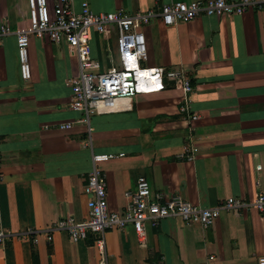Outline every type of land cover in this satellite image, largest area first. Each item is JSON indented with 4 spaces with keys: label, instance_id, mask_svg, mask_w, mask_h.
<instances>
[{
    "label": "crops",
    "instance_id": "obj_1",
    "mask_svg": "<svg viewBox=\"0 0 264 264\" xmlns=\"http://www.w3.org/2000/svg\"><path fill=\"white\" fill-rule=\"evenodd\" d=\"M55 1L46 0L49 10ZM87 1L95 13H133L188 0ZM79 3L70 0L74 11ZM4 23L10 33L0 37V229L9 234L0 264H98L93 233L75 242L64 231L45 236L60 218L86 219L82 187L91 153H122L98 163L110 211H123V192L134 190L138 175L151 190L201 207L264 192V4L240 15L143 26L148 66H181L190 80L189 105L198 114L191 127L177 111L178 90L168 88L131 98L127 110L58 129L81 116L69 106L76 58L64 44L29 37L30 78L22 80L14 31L27 24L26 0H0ZM101 34L89 40L100 62L115 31ZM186 143L196 147L192 161L177 157ZM104 240L106 264H198L208 254L216 264H256L264 255V211H221L205 229L165 217L145 222L141 245L130 226L106 230Z\"/></svg>",
    "mask_w": 264,
    "mask_h": 264
},
{
    "label": "built area",
    "instance_id": "obj_2",
    "mask_svg": "<svg viewBox=\"0 0 264 264\" xmlns=\"http://www.w3.org/2000/svg\"><path fill=\"white\" fill-rule=\"evenodd\" d=\"M27 24L15 33V51L18 71L22 80L30 78L27 60L29 37L47 39L66 45L77 61V74L67 78L70 85L71 109L80 117L71 122L56 125L67 129L72 123H87L93 113H109L130 108V99L138 95L152 94L168 88L178 90L177 111L186 118L191 127L198 114L191 112L189 93L192 86L185 70L179 66L173 69L144 66L146 41L143 26L151 20L172 26L186 23L199 16L240 15L251 7H260L264 0H188L162 3L158 10H144L129 13L123 10L95 13L87 0H80L79 10L74 11L70 0H56L49 10L46 0H26ZM115 31L114 47L102 46V62L91 54L90 36L101 34L107 29ZM10 33L9 27L0 24V37ZM43 125V128H46ZM122 153H91L90 169L85 178L82 192L86 196L87 217L74 221L71 216L60 218L45 231L46 240L54 231H64L70 241L84 239L87 233L95 235L93 245L98 255V264H106L104 232L130 226L137 235L138 243L144 241V224H156L165 217H177L185 225L196 224L201 229L212 225L221 211L249 209L264 211V192L256 193L251 200L234 197L213 206L201 207L179 195L165 197L153 191L143 175H138L133 191H124L128 202L123 211L107 209L105 180L98 163L121 156ZM196 147L192 143L181 146L179 159L192 161ZM1 160V157H0ZM30 234V231H26ZM8 232L0 229V245ZM35 241V234L32 233ZM198 264H216V257L208 254ZM256 264H264V255L257 257Z\"/></svg>",
    "mask_w": 264,
    "mask_h": 264
},
{
    "label": "rangeland",
    "instance_id": "obj_3",
    "mask_svg": "<svg viewBox=\"0 0 264 264\" xmlns=\"http://www.w3.org/2000/svg\"><path fill=\"white\" fill-rule=\"evenodd\" d=\"M101 38H103L104 37V34H100L99 35ZM111 47V46H110ZM114 47V41H113V44H112V48ZM101 62H102V58H101ZM145 67L146 66H148L149 65V63L148 62H144V64H143ZM173 68H176V67H168L167 69L169 70V69H173Z\"/></svg>",
    "mask_w": 264,
    "mask_h": 264
},
{
    "label": "trees",
    "instance_id": "obj_4",
    "mask_svg": "<svg viewBox=\"0 0 264 264\" xmlns=\"http://www.w3.org/2000/svg\"><path fill=\"white\" fill-rule=\"evenodd\" d=\"M35 259V258H34Z\"/></svg>",
    "mask_w": 264,
    "mask_h": 264
}]
</instances>
